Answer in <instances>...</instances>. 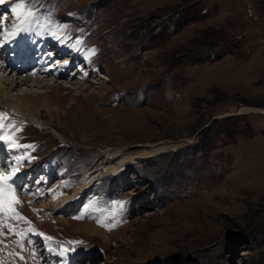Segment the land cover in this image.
I'll return each mask as SVG.
<instances>
[{
    "label": "rangeland",
    "instance_id": "rangeland-1",
    "mask_svg": "<svg viewBox=\"0 0 264 264\" xmlns=\"http://www.w3.org/2000/svg\"><path fill=\"white\" fill-rule=\"evenodd\" d=\"M19 2L0 3V61L58 69L51 89L3 67L1 89L59 110L35 122L0 100L26 218L0 213V264H264V0H24L26 21ZM166 141L186 143L58 209L88 170Z\"/></svg>",
    "mask_w": 264,
    "mask_h": 264
},
{
    "label": "bare ground",
    "instance_id": "bare-ground-1",
    "mask_svg": "<svg viewBox=\"0 0 264 264\" xmlns=\"http://www.w3.org/2000/svg\"><path fill=\"white\" fill-rule=\"evenodd\" d=\"M5 7V6H4ZM18 22V21H16ZM5 25V24H4ZM13 29V28H12ZM36 29V28H35ZM42 31V30H41ZM12 32V30L10 31L9 30V33ZM19 32H23V31H19L18 28H15L14 29V36H17ZM37 32V31H36ZM40 33V32H39ZM46 33V32H45ZM44 34V33H43ZM36 35V34H35ZM11 37V36H10ZM38 37V36H37ZM44 37V36H43ZM51 37V36H50ZM33 38V37H32ZM25 39V38H24ZM26 39H27V36H26ZM34 39V38H33ZM18 40V39H17ZM29 40V39H28ZM5 41V40H4ZM4 41L2 43V46H4ZM22 41V40H21ZM20 41V43H21ZM26 41V40H25ZM38 41V40H37ZM0 42H2L1 38H0ZM9 42V41H7ZM41 42V41H40ZM51 42V41H50ZM14 43V41H13ZM11 43V44H13ZM18 43V42H17ZM54 43V42H53ZM29 44V43H28ZM32 44V43H31ZM34 44V43H33ZM37 43H35L36 45ZM17 45V44H16ZM19 45V44H18ZM1 46V45H0ZM6 46V45H5ZM8 46V45H7ZM6 46V47H7ZM22 46V45H21ZM20 46V47H21ZM33 46V45H32ZM37 46V45H36ZM43 46V45H42ZM17 47V46H16ZM25 48V46H24ZM44 48V47H43ZM53 48V47H52ZM26 49V48H25ZM32 49V48H31ZM35 49V47H34ZM37 49V47H36ZM55 49V48H54ZM21 50V49H20ZM29 49H27L28 51ZM45 50V48H44ZM23 51V49H22ZM31 51V50H29ZM33 51V50H32ZM36 51V50H35ZM10 52V51H9ZM21 52V51H20ZM38 52V51H37ZM46 52V51H45ZM50 52V51H49ZM1 53V52H0ZM24 53V52H22ZM32 53V52H31ZM26 54V52H25ZM35 55L33 56H36V53L34 52ZM2 55V53H1ZM1 55H0V58H1ZM15 55V54H14ZM30 55V54H29ZM47 55V54H46ZM45 55V56H46ZM56 55V54H55ZM43 55L41 54V57ZM50 56V55H49ZM58 56V55H57ZM65 56V55H64ZM22 57V56H21ZM28 57V56H27ZM40 57V56H39ZM38 57V58H39ZM54 57V56H53ZM52 57V58H53ZM12 58V57H11ZM16 58V56L14 57ZM24 58V57H23ZM50 57V59H52ZM60 58V57H59ZM4 59V58H3ZM25 59V58H24ZM46 59V57H45ZM44 59V60H45ZM43 60V61H44ZM36 61H39L36 59ZM35 61V62H36ZM40 61H41V58H40ZM39 61V62H40ZM6 62V61H4ZM17 62V61H16ZM19 62V61H18ZM51 62V60L49 61ZM7 63V62H6ZM9 63V62H8ZM12 63V62H11ZM11 63L7 64V65H3L2 62L0 61V73L3 74L5 72V69H3V67L6 69H8L7 71H9V73L7 75H1V80L3 81H6L7 83H10L12 85H14V87H17V86H21L22 84H29L30 82L34 83V84H37V85H40V84H43V82L46 84H43L42 87L46 86V87H51V89L53 88V86H51L52 83H49L47 82V75L48 74H45V72H49V74H53V71L51 70H41V71H36V72H33V73H27V69L25 68H20V69H17L16 68V65H12ZM23 63V62H22ZM37 63V62H36ZM5 64V63H4ZM33 65V64H32ZM36 65V64H35ZM38 65V63H37ZM40 65V64H39ZM45 65V64H43ZM52 65V64H50ZM58 65V64H57ZM60 65V64H59ZM58 65V66H59ZM34 66V65H33ZM37 67V66H36ZM45 67V66H42V68ZM72 67V66H71ZM52 70H57L58 67L56 68L55 66L53 67H50ZM60 68V67H59ZM10 69V70H9ZM18 70V71H17ZM11 71H16L18 72L19 74L22 73V76L21 75H15L16 77H13L12 79L8 76V75H11L13 72ZM64 71V70H63ZM26 72V73H25ZM37 73V74H36ZM65 74H69V73H65ZM14 75V74H13ZM54 75V74H53ZM59 75V74H58ZM8 76V77H7ZM50 77V75H49ZM68 77V76H67ZM66 77V78H67ZM73 79V78H71ZM70 79V81H71ZM59 79H55L54 82H58ZM69 81V82H70ZM5 82V83H6ZM59 88V87H58ZM51 91V90H50ZM32 95V94H31ZM0 100H2L4 102V104L6 105H9L11 106V108L13 109H19V110H22L25 112V114L28 115V118L37 122V120L39 119V113H41L42 111H46L48 110L50 113L53 112L55 109L56 110H59L58 107H55L53 105L50 104V102H48V100H45L44 102H35L34 104H31L28 100L25 99V97H22V96H16V95H10L5 89H1V86H0ZM43 104V105H42ZM250 111H259L257 109H252V108H249V109H244L243 112L244 113H247V112H250ZM262 112H264V110H260ZM60 112V111H58ZM186 142L185 141H176V142H161V144H148L147 146H151L152 150L150 149L149 151H142V152H134V153H127V152H120L119 155H118V158L117 156L113 157L112 160H106V162H104V164L102 165V167H99L98 165H96L94 168H92L91 170H88L86 172V174L83 176L82 180L80 183H82L83 185L79 186L77 189H75V191L71 194V195H68V196H60L59 197V202H58V209L62 212L64 211H67L69 209H74L76 204L78 202H80L81 200H83L82 198L85 197L84 193L86 192V190H90L91 188H93V186L95 184L98 183V181H100L102 178H105L109 175H115V174H119L121 171L124 170V167L126 165H129L131 163H133L134 161H136L138 158H143V157H151L153 155H155L156 153H159V152H163V151H167V150H175L179 147H182ZM1 147V146H0ZM4 150V149H3ZM22 150H25L22 148ZM22 152V151H21ZM15 154V153H14ZM32 156V155H31ZM116 158V159H115ZM19 164H17L18 166ZM3 166L4 164L2 163V160H1V156H0V172H3ZM22 166V165H21ZM36 167V165H35ZM34 169V167H32ZM31 168V169H32ZM30 170V169H29ZM26 173V172H24ZM5 175H8L6 173H4ZM21 178H22V175H21V172L18 171V173L16 174V176L14 177V187L16 188V192L17 193L18 191V188L21 186ZM35 188V187H34ZM38 189V188H37ZM20 190V189H19ZM24 191H27V188L23 189V192ZM39 192V191H38ZM18 195V194H16ZM43 196V195H41ZM55 197V196H54ZM54 197L52 196H49L48 198V202L46 203H41L42 205L44 206H48L50 205L52 202H53V199ZM32 200V199H31ZM21 201V200H20ZM34 201V200H33ZM34 206V205H33ZM84 231H86V233H88L89 235H93V234H97V233H102L101 230H98V229H95L93 226L91 225H85L84 228H83ZM105 234V233H104Z\"/></svg>",
    "mask_w": 264,
    "mask_h": 264
},
{
    "label": "snow or ice",
    "instance_id": "snow-or-ice-1",
    "mask_svg": "<svg viewBox=\"0 0 264 264\" xmlns=\"http://www.w3.org/2000/svg\"><path fill=\"white\" fill-rule=\"evenodd\" d=\"M3 0H0L2 3ZM27 12V15L24 12ZM13 14L16 16L18 20L26 21L29 17L33 15L30 9L26 8L24 0H20L19 3L15 5L12 9ZM6 118V114L0 113V120ZM5 127L3 123H0V130ZM0 141H4L8 143L9 147H11L15 143V137L10 135L0 134ZM18 168H13L12 171L5 175L3 172H0V213H3L7 218L8 216H12L19 220H25L26 218L22 216L19 212L16 211L15 205L19 203L15 196L16 188L14 187V177L18 173ZM30 223V222H29ZM48 240H52V237H47ZM74 243H79L74 242Z\"/></svg>",
    "mask_w": 264,
    "mask_h": 264
}]
</instances>
